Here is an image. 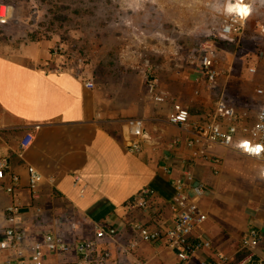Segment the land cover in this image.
Wrapping results in <instances>:
<instances>
[{
	"label": "crops",
	"instance_id": "1",
	"mask_svg": "<svg viewBox=\"0 0 264 264\" xmlns=\"http://www.w3.org/2000/svg\"><path fill=\"white\" fill-rule=\"evenodd\" d=\"M6 30V25L0 27V154L10 157L11 172L0 177V240L8 227L22 225L26 234L23 251L29 256L46 233L76 243L97 238L99 228L109 224L119 231L115 237L97 238L104 264H177L175 249L142 240L132 227L134 222L171 226L170 207H165L154 222L147 211L129 209L128 204L146 188L154 189L163 203L175 200L174 181L183 175L184 163L191 162L197 181L212 189L200 199L208 219L197 234L210 240L213 250L200 251L188 264H201L206 258L214 261L217 251L234 257L254 226L261 230L262 239L249 250L250 255L264 264L261 162L254 175L246 169L235 170L232 162L245 158L244 153L211 143L210 150L224 159L216 173L215 166L200 157V146L187 144L191 127L172 124V104L157 102L148 84L146 95L126 107L123 101L105 95L90 75L81 77L68 69L47 67L53 57L51 41L7 42ZM20 36L24 39L23 32ZM194 70L193 86L200 90L196 96L188 91L185 76L156 79L197 117L213 106L219 90H226V82L220 78L212 86L198 82L201 69ZM91 80L93 88L87 85ZM129 118L135 122L126 125ZM144 130L147 139L142 138ZM31 131L35 134L33 144L22 152L21 141ZM178 137L182 142L173 146ZM138 140L143 143L141 153L128 147ZM30 166L44 176L36 195L28 185ZM168 166L172 173L166 172ZM236 172L246 178L242 185L231 182ZM12 173L21 177L15 194L5 189L12 183ZM14 204L19 207L16 213L9 211ZM14 255V250L0 249V264H8ZM78 260L76 251L46 250L43 254V264H77Z\"/></svg>",
	"mask_w": 264,
	"mask_h": 264
},
{
	"label": "rangeland",
	"instance_id": "2",
	"mask_svg": "<svg viewBox=\"0 0 264 264\" xmlns=\"http://www.w3.org/2000/svg\"><path fill=\"white\" fill-rule=\"evenodd\" d=\"M247 2L253 11L241 19L223 13L224 0H0L10 9L8 22L0 27L8 29L7 42L51 41L53 57L47 67L90 75L105 95L126 107L146 95L149 79L161 76H185L188 91L199 95L194 69L211 44L219 54L220 79L226 82L225 93L219 90L214 101L224 96L254 120L261 99L253 94L264 87V4ZM228 25L233 34L226 38L222 29ZM58 47L65 58L53 54ZM244 156L231 166L254 175L260 161ZM230 179L242 185L246 178L236 172ZM250 252L242 242L230 261L260 264Z\"/></svg>",
	"mask_w": 264,
	"mask_h": 264
},
{
	"label": "built area",
	"instance_id": "3",
	"mask_svg": "<svg viewBox=\"0 0 264 264\" xmlns=\"http://www.w3.org/2000/svg\"><path fill=\"white\" fill-rule=\"evenodd\" d=\"M245 0L246 4H249ZM5 7V11L3 10ZM10 17V9L6 5L0 4V22L7 23ZM248 17V16H247ZM223 35L229 38L233 34L231 25L222 29ZM63 47L54 49L53 54L64 57ZM219 54L215 46L209 44L204 47V53L200 57L199 67L201 75L197 78L198 82L206 81L208 85H214L221 76L219 66ZM66 69V68H56ZM69 70V69H68ZM77 74V73H76ZM79 75V74H78ZM80 76V75H79ZM94 87L91 80L87 84ZM149 90L152 97L159 103H171L172 110L169 120L172 124L189 128L192 133L186 137V142L190 146H200V157L215 166V172L220 171L224 164V159L210 150L209 144L216 143L225 148H236L242 153L254 157L261 162V174L264 178V87L256 90L261 99L260 107L256 112V118L252 120L248 110H239L234 104L224 96L214 101L213 106L194 117L188 106L183 104L176 96L163 90L157 79H149ZM200 94V90H196ZM41 128L36 126V130ZM34 131L27 133L20 144L21 151H26L35 139ZM178 137L172 143L177 146L182 142ZM242 145H248L247 148ZM135 153L143 151L142 141H134L128 146ZM185 169L181 177L176 178L174 185L177 190L175 200L168 203L160 201L156 191L152 188L144 189L138 197L128 204L129 209H143L149 213L154 222L159 219L165 207H170L173 213V224L169 227L161 225L148 226L141 222L132 223L133 229L138 232L142 240L149 243H165L175 249L178 255L177 264H188L189 261L200 251L205 249L213 250L210 240H204L198 236L197 231L200 226L208 219V214L202 209L200 199L212 191L211 187L203 181H197L191 171V162L184 163ZM189 165V166H188ZM166 172L172 173L173 168L168 166ZM11 172V159L9 156L0 154V177H5ZM12 183L5 187L10 194H15L21 187V177L17 174H10ZM44 182L43 174L33 166L29 167V188L34 195L38 194L40 185ZM18 205L9 207L10 212H18ZM159 222V221H158ZM119 229L109 224L102 225L97 231V238L105 236L115 237ZM25 230L22 225L14 224L8 227L0 240V249H11L16 251L8 264H43V254L46 250L57 253H70L76 251L79 254L77 264H104V257L98 252L97 238L84 240L76 243H68L64 237L49 232L44 235L41 242L34 246V252L27 256L23 251ZM262 239L261 230L254 226L250 229L248 236L243 241V248L252 250L259 245ZM214 261L208 258L202 260L201 264H223L231 258L221 251L214 253ZM144 264V263H138ZM243 264H246L245 262ZM248 264H253L249 262ZM261 264V262H260Z\"/></svg>",
	"mask_w": 264,
	"mask_h": 264
},
{
	"label": "clouds",
	"instance_id": "4",
	"mask_svg": "<svg viewBox=\"0 0 264 264\" xmlns=\"http://www.w3.org/2000/svg\"><path fill=\"white\" fill-rule=\"evenodd\" d=\"M254 2L255 0H252V3ZM260 2L264 4V0ZM222 11L225 15H236L244 19L251 14L253 8L251 3L245 4L244 0H224Z\"/></svg>",
	"mask_w": 264,
	"mask_h": 264
},
{
	"label": "water",
	"instance_id": "5",
	"mask_svg": "<svg viewBox=\"0 0 264 264\" xmlns=\"http://www.w3.org/2000/svg\"><path fill=\"white\" fill-rule=\"evenodd\" d=\"M142 138H143V139H147V138H149V135H148V133L146 132V130L143 131V133H142Z\"/></svg>",
	"mask_w": 264,
	"mask_h": 264
},
{
	"label": "trees",
	"instance_id": "6",
	"mask_svg": "<svg viewBox=\"0 0 264 264\" xmlns=\"http://www.w3.org/2000/svg\"><path fill=\"white\" fill-rule=\"evenodd\" d=\"M223 264H235L234 262H232V261H228V262H226V263H223ZM256 264H259V263H256ZM262 264V263H261Z\"/></svg>",
	"mask_w": 264,
	"mask_h": 264
},
{
	"label": "snow or ice",
	"instance_id": "7",
	"mask_svg": "<svg viewBox=\"0 0 264 264\" xmlns=\"http://www.w3.org/2000/svg\"><path fill=\"white\" fill-rule=\"evenodd\" d=\"M243 147H245V148H247L248 147V145H242Z\"/></svg>",
	"mask_w": 264,
	"mask_h": 264
},
{
	"label": "bare ground",
	"instance_id": "8",
	"mask_svg": "<svg viewBox=\"0 0 264 264\" xmlns=\"http://www.w3.org/2000/svg\"><path fill=\"white\" fill-rule=\"evenodd\" d=\"M244 3H245V0H244ZM246 4V3H245Z\"/></svg>",
	"mask_w": 264,
	"mask_h": 264
}]
</instances>
